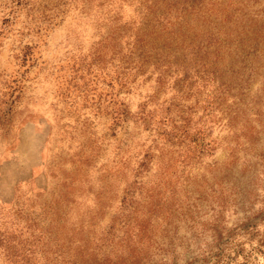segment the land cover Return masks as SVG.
Returning a JSON list of instances; mask_svg holds the SVG:
<instances>
[{
    "label": "rangeland",
    "instance_id": "374dc122",
    "mask_svg": "<svg viewBox=\"0 0 264 264\" xmlns=\"http://www.w3.org/2000/svg\"><path fill=\"white\" fill-rule=\"evenodd\" d=\"M103 1L0 0V264H264V43L224 54L210 112L218 79L128 65L145 10ZM172 1L264 37V0Z\"/></svg>",
    "mask_w": 264,
    "mask_h": 264
},
{
    "label": "trees",
    "instance_id": "16d2710c",
    "mask_svg": "<svg viewBox=\"0 0 264 264\" xmlns=\"http://www.w3.org/2000/svg\"><path fill=\"white\" fill-rule=\"evenodd\" d=\"M29 0H12L15 6L23 5L25 7V2ZM100 1V0H99ZM110 0H104L103 4H108ZM127 1V0H121ZM177 1L172 0H140V9L144 8V15L141 17V27L143 33L141 35L136 34L134 40L131 42L132 47H130L128 53V65L130 64V59L135 58L134 61L136 65H139L141 72L145 73L150 67L152 71L157 70L158 74H163L167 70L169 71L174 66V72H182L184 75L178 83H181L187 79V73L193 72L195 76H199L201 81L210 82L218 79V86L216 89V94L210 97V101L206 105V110L213 112L218 109L224 102V98L230 90V86L227 83H223L221 75L225 76L229 73V69L225 68L223 64L224 54H231L240 51L249 53L257 52V48L264 43V37L249 31L245 25L244 27L237 28L234 33H224L219 35L218 33L212 34L210 32L204 33V36L198 35L195 26L188 24L186 19L189 15H200L196 17V21H203L210 24L211 16L215 15L214 19H218L216 16L218 11L215 8L213 2L203 3L202 1L196 2L194 4L190 1L188 6H182L178 14L171 18V15L176 11ZM102 6V3L99 4ZM176 8V9H175ZM180 8V7H179ZM182 12V13H181ZM232 18V17H230ZM186 19V20H185ZM243 20V19H242ZM51 21L50 16H44L41 19V23ZM49 24H51L49 22ZM177 27L174 30V27ZM178 31L179 35H176ZM218 35L216 38L214 36ZM166 36V38L164 37ZM164 37V40L161 38ZM219 37H222L221 39ZM166 39L173 40L176 45H174V55H172V60L174 63L169 66L166 65L165 59L166 55H163L165 48H168L169 42ZM168 44H167V43ZM128 46V43L126 44ZM254 45L253 47H251ZM128 48V47H127ZM246 55V54H245ZM211 59H209V58ZM213 64L215 66L213 67ZM220 65V67H218ZM213 67V71L210 69ZM128 68L126 67V70ZM210 75H214V79L210 78ZM143 114V112L141 113ZM235 115L230 121L234 122ZM163 121V118L161 122ZM169 121L166 120L167 123ZM161 123L162 126L167 125L166 123ZM165 132V130L163 131ZM163 135V133L161 134ZM168 138H188L195 147L199 149V153L205 152V150L210 149L211 143L206 140V136L202 132H195L190 135L189 129H179L177 131L166 133ZM29 250L24 249V254Z\"/></svg>",
    "mask_w": 264,
    "mask_h": 264
}]
</instances>
